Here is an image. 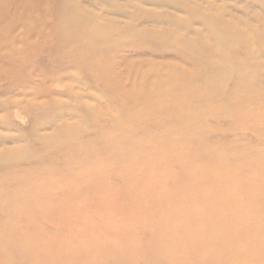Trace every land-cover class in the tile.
<instances>
[{
    "label": "rangeland",
    "instance_id": "1",
    "mask_svg": "<svg viewBox=\"0 0 264 264\" xmlns=\"http://www.w3.org/2000/svg\"><path fill=\"white\" fill-rule=\"evenodd\" d=\"M258 153L264 159V0H0V238L8 230L11 239L0 241V264H30L28 237L46 246L50 236L55 261L74 247L82 258L85 243L98 253L82 229L101 222L105 188L142 212L147 233L134 248L161 238L147 227L164 226L156 194L138 193L141 206L119 196L136 172L128 158L150 172L163 163L150 188L164 194L165 178L187 172L189 159L197 173L220 159L245 170ZM91 184L101 192L89 194ZM11 201L16 224L3 227ZM185 253L197 264L200 255Z\"/></svg>",
    "mask_w": 264,
    "mask_h": 264
},
{
    "label": "bare ground",
    "instance_id": "2",
    "mask_svg": "<svg viewBox=\"0 0 264 264\" xmlns=\"http://www.w3.org/2000/svg\"><path fill=\"white\" fill-rule=\"evenodd\" d=\"M252 121L253 119L248 118V124L245 125H248V128H255ZM171 152L165 148L161 151L163 156L173 154ZM259 154L247 159L245 164L248 168L245 170L219 158V164L217 163L215 167L208 166V170L197 173L191 164L192 160L189 159L190 164L186 165L187 172L184 170L176 177L165 178L171 182L164 194L160 193V189L150 188L162 177L156 168L158 166L162 168L163 163L162 165L156 163L154 170L150 172V169L137 161V158H128L127 162L131 163L130 166L136 165V172L132 173L134 177L128 176L130 186L126 190L122 189L119 196L121 198H125V195L136 197L133 200L141 206L145 201L140 200L138 193L144 192L149 197L156 194L152 198L156 206L153 215L156 219L163 218L164 226L155 223L156 225L147 227L151 230L154 228L159 230L161 238L153 240L148 246L141 245L134 248L133 244L147 233L145 224L141 221L142 212L135 210L133 203L118 199L117 191H115L117 194L114 193L112 196L111 190L105 188L107 204H105L106 207L101 205L99 214L102 218L101 222L95 224L87 221L82 229L86 238H94L88 247L90 249L93 247L98 253L89 252L87 243L83 242L85 244L79 246L82 258H79V252L78 254L71 251V249L77 250L74 247L67 252L62 250L67 256L64 259L65 262L55 261L54 257H50L55 249L54 246L52 247L54 241L50 236L47 237L51 242L46 246L45 243L48 240L44 242L36 237L33 239L28 237V240L21 238L23 247L29 246L26 252L30 254L25 259H32L30 264H33L36 259L44 261L42 264H95L93 259H96L98 264H193L189 261L191 258L185 253L186 250L192 249L193 255H200L197 264H264V169L260 162L264 159L255 158ZM188 157L182 152H177L174 159L181 162ZM126 168L122 167L123 170H120L119 174L116 173L115 177L124 176ZM137 177L143 181H137ZM132 183L135 184L131 185ZM91 192L96 194L101 190H97V187L92 185L89 190V194L92 195ZM210 192L213 195H210ZM170 197L174 202H169L170 207L163 211ZM77 199L81 200V197ZM49 200H51L50 197L45 198L44 202H50ZM12 201L6 204L8 212L11 210L12 214L6 218L3 227L16 224L14 217L17 215V208L16 203ZM56 208L67 209L58 206ZM76 208L81 212L82 205L78 204ZM93 209V213L96 214L97 210L94 207ZM64 214L71 215V212ZM174 215L176 218L184 216V220L180 223L176 222L177 220L167 221L169 216ZM73 223H83V218L74 216L71 219V224ZM9 236L8 230L4 231L2 239L0 238L1 243L7 245L11 241L7 239ZM198 237L206 240L204 246L195 244ZM95 239L102 242L100 246L95 245V242H99ZM136 256H139V259H136Z\"/></svg>",
    "mask_w": 264,
    "mask_h": 264
}]
</instances>
